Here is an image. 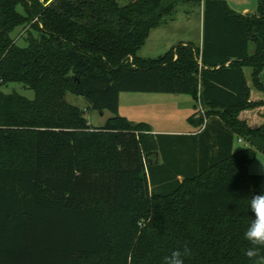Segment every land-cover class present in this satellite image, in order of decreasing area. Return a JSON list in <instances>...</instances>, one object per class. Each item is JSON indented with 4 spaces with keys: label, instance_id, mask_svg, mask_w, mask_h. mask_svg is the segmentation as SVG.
<instances>
[{
    "label": "trees",
    "instance_id": "1",
    "mask_svg": "<svg viewBox=\"0 0 264 264\" xmlns=\"http://www.w3.org/2000/svg\"><path fill=\"white\" fill-rule=\"evenodd\" d=\"M199 1L202 46L144 59L180 0H0V264H162L185 246V264H264L244 238L264 175L248 173L254 149L233 152L235 138L264 133V97L251 101L252 89L264 96V0L248 14ZM21 27L26 47L11 37ZM12 83L34 100L3 92ZM123 92L191 95L206 113L189 118L199 133L178 137L227 141L202 140L191 175L157 193L158 155L143 147L153 129L119 115ZM68 94L113 116L92 127Z\"/></svg>",
    "mask_w": 264,
    "mask_h": 264
},
{
    "label": "rangeland",
    "instance_id": "2",
    "mask_svg": "<svg viewBox=\"0 0 264 264\" xmlns=\"http://www.w3.org/2000/svg\"><path fill=\"white\" fill-rule=\"evenodd\" d=\"M121 5H126L130 0H118ZM176 14L167 19L166 24L153 30L146 44L138 52V56L144 59H156L166 54L173 47L181 43H194L198 45L202 34L203 9L199 0H180ZM237 12L255 13L258 9V0H226ZM22 11L21 8H19ZM30 29L18 28L11 37L21 47L27 46V38ZM34 36L37 33L33 32ZM6 94L18 93L30 100H34L35 93L26 89L22 84L12 83L3 87ZM255 90V89H254ZM69 104L79 107L85 114L92 127H102L113 115L109 111L101 113L90 107L82 96L68 94ZM196 107V109H195ZM200 105L187 94H163V93H135L123 92L120 95L119 115L127 118L133 124L147 123L153 129L143 140V147L153 150L158 155L159 163L152 168V178L147 172L152 190L157 193H167L171 183L179 178V182L191 175V167L200 164L202 157L201 141L214 145L217 142L214 132L198 138V144L191 139L166 136V133H181L195 130L194 124L189 118L196 114L199 117ZM205 111V107L203 106ZM253 118L260 120L261 110H255ZM235 151L252 148L256 151L253 164L248 167L251 175H264V155L257 151L248 141L239 143L236 139ZM216 149V148H215ZM215 149L213 151H215ZM214 155V154H212ZM215 156V155H214ZM200 170V167L199 169Z\"/></svg>",
    "mask_w": 264,
    "mask_h": 264
},
{
    "label": "clouds",
    "instance_id": "3",
    "mask_svg": "<svg viewBox=\"0 0 264 264\" xmlns=\"http://www.w3.org/2000/svg\"><path fill=\"white\" fill-rule=\"evenodd\" d=\"M248 206L254 214V218L244 233V238L249 243L246 255L249 258H255L258 251L264 248V190L253 195L248 201ZM190 255L191 249L185 246L183 249L174 250L165 256L162 264H185L186 258Z\"/></svg>",
    "mask_w": 264,
    "mask_h": 264
},
{
    "label": "crops",
    "instance_id": "4",
    "mask_svg": "<svg viewBox=\"0 0 264 264\" xmlns=\"http://www.w3.org/2000/svg\"><path fill=\"white\" fill-rule=\"evenodd\" d=\"M230 6V5H229ZM231 7V6H230ZM232 8V7H231ZM233 9V8H232ZM234 10V9H233ZM245 11H247V10H244V12L243 13H240V14H248V13H250V12H245ZM237 12V11H236ZM237 13H239V12H237ZM202 37H203V25H202V34H201V39L199 40V42H198V45H196L197 47H201L202 46ZM194 44V43H193ZM245 72H246V74H247V77H248V79H249V84H250V86H251V78H250V76H251V72H252V70L251 69H249V68H247L246 70H245ZM251 95H252V97H251V101H260V100H262L263 99V94L262 93H260V92H258V91H256V90H254V89H252V91H251ZM196 109V108H195ZM195 127V126H194ZM199 131H200V129L199 128H197V127H195V130H190V131H186V132H181V133H166V136H173V137H186V136H191V135H195V134H197V133H199ZM153 133H155V132H153ZM217 134L220 136V138H217V142L218 141H220V143H222V144H224L225 145V141H227L226 140V134H225V132H221V131H218L217 132ZM238 140V142L239 143H242V141L244 140V139H237ZM244 141H246V140H244ZM236 138H235V140H234V143H233V152H236L235 151V148H236ZM223 147V146H222ZM217 148L218 147H216V149H215V151L217 150Z\"/></svg>",
    "mask_w": 264,
    "mask_h": 264
},
{
    "label": "water",
    "instance_id": "5",
    "mask_svg": "<svg viewBox=\"0 0 264 264\" xmlns=\"http://www.w3.org/2000/svg\"><path fill=\"white\" fill-rule=\"evenodd\" d=\"M53 1V0H51ZM248 142L260 153L264 155V133L259 132L248 138Z\"/></svg>",
    "mask_w": 264,
    "mask_h": 264
},
{
    "label": "built area",
    "instance_id": "6",
    "mask_svg": "<svg viewBox=\"0 0 264 264\" xmlns=\"http://www.w3.org/2000/svg\"><path fill=\"white\" fill-rule=\"evenodd\" d=\"M200 111V116H205V112H204V110H203V108H202V106L200 105V109H199ZM205 122H206V120H205Z\"/></svg>",
    "mask_w": 264,
    "mask_h": 264
}]
</instances>
